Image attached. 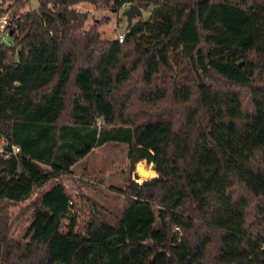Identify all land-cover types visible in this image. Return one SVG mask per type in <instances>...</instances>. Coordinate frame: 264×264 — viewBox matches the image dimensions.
<instances>
[{
	"label": "trees",
	"instance_id": "1",
	"mask_svg": "<svg viewBox=\"0 0 264 264\" xmlns=\"http://www.w3.org/2000/svg\"><path fill=\"white\" fill-rule=\"evenodd\" d=\"M28 1L0 44V264H264V0ZM84 1L150 15L103 40ZM108 143L154 171L82 225L62 178Z\"/></svg>",
	"mask_w": 264,
	"mask_h": 264
},
{
	"label": "rangeland",
	"instance_id": "2",
	"mask_svg": "<svg viewBox=\"0 0 264 264\" xmlns=\"http://www.w3.org/2000/svg\"><path fill=\"white\" fill-rule=\"evenodd\" d=\"M15 0H0V20L3 15L12 17L14 11L11 9ZM39 7V0H29L24 11L35 10ZM79 10L88 13L87 25L97 23L100 32V38L103 40L118 39L119 34L125 33L128 29L127 16L124 15L126 6L115 11L111 5L94 4L84 1L75 5ZM150 15V9L143 10L141 15L133 18V24L140 20H147ZM132 24V25H133ZM11 36L7 31H0V44L10 43ZM128 145L119 143H108L106 145L94 148L84 159L78 161L73 172L64 175L63 182L69 192L74 196L79 204L77 213L79 220L84 225L89 208L86 203L81 201L82 196L94 200L102 213L111 222L122 213L126 206L125 196L122 191L130 180L134 179L139 182L151 177L150 171L153 165L148 164L145 160L139 161L133 167L127 156ZM145 164L142 175H139V164ZM154 171V170H153ZM147 172V173H144ZM149 177V178H148ZM49 184L46 186V188ZM34 197L20 203H12L9 206L11 221L13 223V238L22 239L27 227L31 221V212L28 208ZM79 210H82L79 211Z\"/></svg>",
	"mask_w": 264,
	"mask_h": 264
},
{
	"label": "built area",
	"instance_id": "3",
	"mask_svg": "<svg viewBox=\"0 0 264 264\" xmlns=\"http://www.w3.org/2000/svg\"><path fill=\"white\" fill-rule=\"evenodd\" d=\"M130 4L125 5L126 7H128ZM16 22L13 20L12 17H8V15H3V17L0 20V31H8V27L15 25ZM125 33H121L118 36V40L120 42H123V40L125 39ZM8 143L4 140L1 139L0 140V156L4 157V158H10L12 156L15 157H19L20 155V146L18 145H10V147L8 148ZM7 146V147H6Z\"/></svg>",
	"mask_w": 264,
	"mask_h": 264
},
{
	"label": "water",
	"instance_id": "4",
	"mask_svg": "<svg viewBox=\"0 0 264 264\" xmlns=\"http://www.w3.org/2000/svg\"><path fill=\"white\" fill-rule=\"evenodd\" d=\"M142 9L137 5V4H130L126 10L124 11V15L127 16V21H128V28L133 24V18L137 15H141L142 14ZM13 30H11L10 33H12ZM142 165L139 164V168H138V172H139V175L141 176L142 173H141V170H140V166ZM144 177V175H142ZM147 179V178H145Z\"/></svg>",
	"mask_w": 264,
	"mask_h": 264
},
{
	"label": "bare ground",
	"instance_id": "5",
	"mask_svg": "<svg viewBox=\"0 0 264 264\" xmlns=\"http://www.w3.org/2000/svg\"><path fill=\"white\" fill-rule=\"evenodd\" d=\"M144 173H147V172H144Z\"/></svg>",
	"mask_w": 264,
	"mask_h": 264
}]
</instances>
